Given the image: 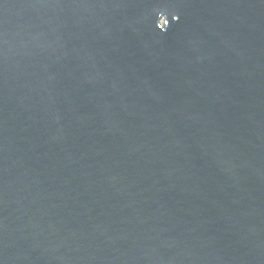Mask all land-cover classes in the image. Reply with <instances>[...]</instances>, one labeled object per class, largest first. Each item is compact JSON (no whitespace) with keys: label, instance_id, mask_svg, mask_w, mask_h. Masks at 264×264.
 I'll return each instance as SVG.
<instances>
[{"label":"water","instance_id":"water-1","mask_svg":"<svg viewBox=\"0 0 264 264\" xmlns=\"http://www.w3.org/2000/svg\"><path fill=\"white\" fill-rule=\"evenodd\" d=\"M0 264H264V0H0Z\"/></svg>","mask_w":264,"mask_h":264}]
</instances>
